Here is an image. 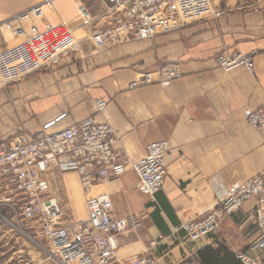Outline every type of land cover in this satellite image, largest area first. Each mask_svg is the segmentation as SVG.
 <instances>
[{
  "label": "crops",
  "instance_id": "0c3cea01",
  "mask_svg": "<svg viewBox=\"0 0 264 264\" xmlns=\"http://www.w3.org/2000/svg\"><path fill=\"white\" fill-rule=\"evenodd\" d=\"M211 2L223 11L216 20L201 19L153 38L97 49L91 31L110 24L104 0H0V22L41 5L42 17H27L15 26L64 24L73 33L56 59L11 84H0V140L57 131L93 117L113 128V148L129 163L145 153L148 143L168 141L166 175L154 195L139 190L131 166L95 182L89 191L90 196H109L114 218L135 216L138 221L118 235L113 264H131L134 256L151 258L154 264H215L226 253L264 264V248L253 247L258 235L253 200L197 242L169 237L182 223L202 219L227 191L264 174V129L244 116L264 103V57L254 56L252 71L224 70L214 61L223 51H264V3ZM81 6L91 15L89 26L82 25ZM166 64L177 65L181 76L166 86L130 87L142 73ZM98 100L106 102L100 112ZM50 182L66 220H86L87 195L79 175L56 172ZM14 234L0 233V239H8L0 245V264H52L42 250ZM206 249L217 251L218 258L206 257Z\"/></svg>",
  "mask_w": 264,
  "mask_h": 264
},
{
  "label": "built area",
  "instance_id": "2783aa9c",
  "mask_svg": "<svg viewBox=\"0 0 264 264\" xmlns=\"http://www.w3.org/2000/svg\"><path fill=\"white\" fill-rule=\"evenodd\" d=\"M104 1L107 3L104 15L110 24L91 31V40L97 49L132 39L153 38L187 23L206 18L216 20L223 14L211 0ZM42 15L41 5H36L0 22V32L7 29L12 35L22 37L19 43L0 50V84L17 81L45 66L72 41L73 33L64 24L43 28L31 25L28 29L14 24L27 17L40 18ZM79 15L82 25L89 26L92 18L88 10L81 6ZM257 54L264 57V51L249 54L223 51L214 61L224 70L242 67L252 71ZM180 76L177 65L166 64L142 73L130 87L152 83L166 86ZM105 106L103 100L96 103L98 112ZM244 116L250 125L264 129V103L258 109L245 111ZM114 135L108 123L87 117L57 131L22 133L0 140V225L7 226L6 231L28 238L43 236L51 245L49 252L57 264H113L118 235L134 229L138 221L135 216L114 218L109 196H90L89 191L95 182L108 181L131 166L138 174L139 190L154 195L166 175L165 153L168 149L167 140L152 141L139 159L129 163L123 161L113 148ZM70 171L79 175L82 190L87 195V218L81 222L66 220L50 182L56 172ZM250 200L255 203L258 234L253 247L264 248V174L227 191L202 219L182 223L169 237L183 244L197 242L218 231L226 217ZM240 260L243 264H263L247 256H240ZM130 262L154 264V260L143 256H134Z\"/></svg>",
  "mask_w": 264,
  "mask_h": 264
},
{
  "label": "rangeland",
  "instance_id": "374dc122",
  "mask_svg": "<svg viewBox=\"0 0 264 264\" xmlns=\"http://www.w3.org/2000/svg\"><path fill=\"white\" fill-rule=\"evenodd\" d=\"M243 3L244 4H252V5H259V4H263L264 0H243ZM41 28H43V27H41ZM0 33H2V34H0V50L3 49L4 47H6L7 45H8V47L13 46L22 40L21 36L12 35V33L7 29H4ZM16 38H18L19 40H15ZM11 83H9V84H11ZM6 85H8V84H6ZM7 229H8L7 226H1L0 225V233L5 232ZM10 233H12V232H10ZM14 236H18L20 239L25 238V239L29 240V242L33 243L36 246V248H39L40 250L43 251V254L45 255V259L50 261V263H52V264H57V263H55L56 261H55L53 255H51V253L49 252L52 250V247L43 236H34L32 238H28L26 236L20 235L19 233H15ZM4 241H8V239L7 238L0 239V245H5ZM49 255L51 256V258L49 257ZM71 264H75V263H71Z\"/></svg>",
  "mask_w": 264,
  "mask_h": 264
},
{
  "label": "trees",
  "instance_id": "16d2710c",
  "mask_svg": "<svg viewBox=\"0 0 264 264\" xmlns=\"http://www.w3.org/2000/svg\"><path fill=\"white\" fill-rule=\"evenodd\" d=\"M203 251H199V254L201 255ZM204 252H206V257H209L210 255L211 256H215V258L217 259L218 258V252L217 251H209L206 249ZM202 257V255H201ZM205 257V256H204ZM203 259V257H202ZM204 261V259H203ZM215 264H243L240 259H236V257H234L233 254H230V253H226L224 255V257L222 259H220V261L218 263H215Z\"/></svg>",
  "mask_w": 264,
  "mask_h": 264
}]
</instances>
